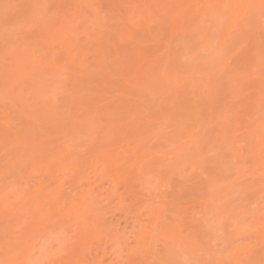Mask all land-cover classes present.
<instances>
[{
	"label": "snow or ice",
	"instance_id": "snow-or-ice-1",
	"mask_svg": "<svg viewBox=\"0 0 264 264\" xmlns=\"http://www.w3.org/2000/svg\"><path fill=\"white\" fill-rule=\"evenodd\" d=\"M102 14L105 23L98 28ZM0 24L5 110L28 105L26 121L12 115L6 124L3 149L5 179L21 192L24 204L50 212L58 211L61 201L65 207L75 205L80 192L71 187L54 191L51 183H41L56 167L64 169V176L73 166L84 168L79 156L90 151L96 167L114 160L118 169L131 163L135 171L136 157L144 150L141 173L152 163L165 184L178 175L199 193L187 205L146 203L141 215L149 217L150 225H138L132 233L109 228L98 210L87 208L55 234L24 236L20 227H6L0 264H57L25 257L37 251L44 255L57 245V250L75 249L81 224L101 241H110L119 257L114 264H136L131 257L160 233L162 219L170 226L167 238L147 264H264V0L117 4L107 9L91 3L0 0ZM21 51L30 55L29 62L18 55ZM242 51L248 55L241 59ZM62 55L71 59L62 60ZM257 72L259 98L254 101ZM85 76L100 85L98 92L73 91L71 86ZM30 82H48L49 87L41 92L30 88ZM37 95L42 104L33 98ZM132 126L148 135L126 151H106ZM53 131L60 143L47 151L42 138ZM146 190L159 196L158 185ZM6 199V212L19 203L11 201V194ZM196 224L201 225L198 232ZM33 239L29 252L26 241ZM80 251L83 258L74 264H95L91 247L85 243ZM214 253L218 258H203Z\"/></svg>",
	"mask_w": 264,
	"mask_h": 264
},
{
	"label": "rangeland",
	"instance_id": "rangeland-1",
	"mask_svg": "<svg viewBox=\"0 0 264 264\" xmlns=\"http://www.w3.org/2000/svg\"><path fill=\"white\" fill-rule=\"evenodd\" d=\"M124 4H140L138 0H124ZM21 3H49V4H65V5H75V4H85L91 3L96 5L104 6L105 9L109 5H117L120 4L118 0H76L75 3H71V0H19ZM192 3V2H190ZM217 3L216 0H210L208 4ZM105 23L103 14L97 18V27L103 26ZM95 33L93 34V38ZM86 40H89L88 37H85ZM91 41L89 40V43ZM60 48L54 49V51H60ZM22 52V51H21ZM3 26L0 24V116H4L6 122H10L11 116L14 115L16 120H24L21 117L20 111H24L28 107L26 104L23 108H15L13 105H9L12 109V112H6L5 104H4V89H3ZM247 51H242L239 54V57L242 59L247 56ZM71 59V55L61 56V59ZM253 88L255 91L254 101H257L259 98V74L257 72L254 80L252 81ZM32 83L30 82L29 87L33 88ZM49 87V83L45 82L42 84V91ZM73 91L76 94L81 93H91L98 92L100 89V85L97 84L96 81L90 80L87 76L82 77L79 83L71 86ZM34 99L41 100L39 95L34 96ZM40 98V99H39ZM42 104V103H41ZM27 120V116H26ZM25 120V121H26ZM22 137L24 132L21 133ZM59 133L53 131L51 136L43 137V147L47 151H51L54 149L56 145H59L60 141L58 139ZM119 135L123 138L120 143L109 145L106 151L112 153H120V151H126L129 149L130 145H133L137 142V140L142 136H147L148 133L142 127L132 126V130L130 128H125L123 131L119 133ZM152 141L149 140L150 144ZM4 146L0 145V204L10 203L6 199V194H11V201L15 202L19 200V203H15L14 205L9 207V210L6 212L5 207L4 210L0 213V237L4 236L6 227H20L21 235L28 236L31 235L33 237L36 236L39 232H50V233H58L59 230L65 227L68 223H73L78 217L77 208L78 204L81 200L84 199L85 194L88 191L91 192L92 200L89 202L87 209L98 210L99 214L105 218L108 222L109 228H117L119 233H132L133 231H138L136 226L144 225L148 223L149 217L147 215H141L143 211V206L146 203H151L153 201H159V204L162 208H170L173 203L177 206L187 205L193 202L199 193H194V190L191 187H188L181 180L180 176H176L171 179V182L168 184L164 183V179L161 177L159 168L155 167L152 163H148L145 165V172L143 174L142 179H139V175L136 174V171H132V165L129 163L122 169H118L117 163H110L108 167H105L103 163L100 164L99 167H96L95 161V152L90 151L87 155L79 156L80 161L85 164L84 168L73 166L72 170L69 172L67 176L61 175L63 172V168L56 167L53 171L47 174V179L41 183V187L51 183L52 189L54 191H60L61 188L67 191L69 187L73 189V191L80 192L82 195L75 205L71 202L67 204V206H63L64 202L61 201L60 205H57L56 208L59 209L48 212L46 207H36L29 202L28 204H24L22 199V194L18 191L14 186L10 184L8 180L5 179V160L3 154ZM67 150V149H65ZM142 154V156H141ZM74 155H79V152ZM145 151L142 150L140 154H138V158L144 157ZM147 156L151 158L152 152L151 150L147 151ZM71 160V159H70ZM138 163L140 161H137ZM137 164V163H136ZM128 173L127 176L132 177V188L126 189L122 185H118L116 187V192L109 196L108 200L104 198L107 195L105 191L108 187H114L112 184V175L119 173ZM126 173V174H127ZM146 174V176H145ZM254 178L256 180V197L259 196V177L260 172L258 167L255 169ZM57 176L60 178L57 179ZM151 178V179H150ZM144 179H150L149 184L147 183L142 189L137 187L140 181ZM159 186V196L156 195V192L153 191L150 195L147 192L148 187L155 188ZM141 190H139V189ZM145 188V189H144ZM90 189V190H89ZM218 195L226 194V193H217ZM120 195V196H118ZM117 196V197H116ZM112 197V198H111ZM118 197L121 198L122 202L119 204ZM135 197V198H134ZM137 197V198H136ZM46 196H42L40 198V204L43 205ZM68 200H71V197H68ZM137 202V203H136ZM133 203V204H131ZM122 204V208L119 205ZM126 206H130L126 207ZM117 207V208H116ZM124 207V208H123ZM129 210H127V209ZM135 215H140V221L136 222ZM170 215V213H169ZM15 217L11 224H9V218ZM162 219V218H161ZM163 220V219H162ZM22 226V227H21ZM201 226L198 224L195 225V230L198 232ZM1 239V238H0ZM78 243L73 248H64L62 250H57L60 248L57 245V249L51 250L49 253H46L48 259L55 260L57 264H74V262L78 259H82V253L80 248L83 244H87L91 247V255L90 258L95 262L101 260L102 264H114V261L118 260L119 257L117 254H114L112 248L108 245L110 241H101L95 234H90L86 231V226L81 224L79 232L77 234ZM156 240H152L149 238L148 243L144 246V251L137 253L131 257V259L136 261V264H147V261H150L154 258L157 244L160 247H163L164 242L161 240L157 243ZM35 240L26 241V244L30 245L34 243ZM4 245L5 240L0 241V258H4ZM39 245L37 244L36 247ZM127 249H125V253H127ZM54 253V254H53ZM129 258L125 255V259ZM204 259H215L218 258V254L214 253L211 256H204ZM259 259V253L255 257Z\"/></svg>",
	"mask_w": 264,
	"mask_h": 264
},
{
	"label": "bare ground",
	"instance_id": "bare-ground-1",
	"mask_svg": "<svg viewBox=\"0 0 264 264\" xmlns=\"http://www.w3.org/2000/svg\"><path fill=\"white\" fill-rule=\"evenodd\" d=\"M210 0H138V2L140 3V4H154V3H169V4H185V3H190V2H192V3H202V4H208V2H209ZM217 1V3H221V2H231V0H216ZM76 2V0H71V3H75ZM82 2H83V0H82ZM118 2L120 3V4H124V0H118ZM252 2H255V3H259V0H252ZM85 4H88V3H85ZM131 4H133V3H131ZM20 57H21V59L23 60V61H25V62H29L30 60H31V57H30V55L29 54H27V53H24L23 51L22 52H20L19 54H18ZM42 84H44V83H40V82H37L35 85H31L32 87H34L35 89H37V90H41V92H42ZM41 97V96H40ZM40 99V98H39ZM41 103H42V100H41ZM20 115H21V117L22 118H24V120H26V115L24 114V111H20ZM6 124H8V122H6L5 121V118H4V116H0V145L1 146H4V129H5V126H6ZM131 130H132V127H129ZM121 152V151H120ZM141 156H142V154H141ZM71 159V158H70ZM143 159V157H140V158H138V156L136 157V160L137 161H141ZM112 163H115V161L114 160H112L111 161ZM110 162V163H111ZM109 163V164H110ZM132 171H133V169H131ZM135 171H136V174L137 175H139V179H142V177H143V174H144V172H145V167H144V171H143V173H141L140 172V170H139V163L137 162V164H136V169H135ZM127 173V172H126ZM126 173H119V174H114V175H112V184H114V187H108L105 191L107 192V195H106V197L104 198L105 200H108L109 199V196H111V195H113L115 192H116V187L118 186V185H122L123 187H125L126 189H130V188H132V177H129V176H127L128 175V173L126 174ZM145 176H146V174H145ZM178 176V175H177ZM151 179V178H150ZM150 179H144V180H142V181H140V183L138 184V186L137 187H140L141 189L148 183L149 184V181H150ZM139 189V188H138ZM141 189H139V190H141ZM145 189V188H144ZM90 190V189H89ZM118 196H120V195H118ZM117 197V196H116ZM121 197V196H120ZM120 197H118L117 199L119 200L118 202H119V204L122 202L121 201V198ZM112 198V197H111ZM135 198V197H134ZM137 198V197H136ZM92 200V198H91V192L90 191H88V193L87 194H85V196H84V199L83 200H81V202L78 204V208H77V213L79 214L80 212H82L84 209H86L87 208V206L89 205V202ZM156 201V200H155ZM137 203V202H136ZM150 203V202H149ZM122 204H123V202H122ZM122 204L121 205H119L120 206V208H122L121 206H122ZM131 204H133V203H131ZM5 205H6V203H4L3 205L2 204H0V213H1V211H3L4 210V207H5ZM126 207H129L130 208V206H126ZM117 208V207H116ZM124 208V207H123ZM125 209H127V208H125ZM127 210H129V209H127ZM48 212H50L49 210L47 211V213ZM135 217V219H136V222H139L141 219H140V215H135L134 216ZM154 222V221H153ZM150 225V221H149V219H148V223L146 224V226H149ZM199 226H201L200 224H198ZM169 225H167V222L166 221H163L162 220V228H161V231H160V233L156 236V237H150V239H152V240H156L155 242H159L160 240H161V242H164L165 241V239L167 238L166 237V233H167V231H168V229H169ZM1 239H0V241L1 240H4V236H2V237H0ZM26 247L28 248V251L30 252L31 251V248H30V245H28V244H26ZM37 248H39V246L37 247ZM188 251H189V253L191 252V249H188ZM25 258H31V259H33V260H37V259H39V260H41V261H45V260H47L48 259V256L46 255V254H44V255H41L40 253H39V251H37V253H36V255L35 256H26ZM0 259H3V258H0ZM96 264H102V262H101V260H98V261H96Z\"/></svg>",
	"mask_w": 264,
	"mask_h": 264
}]
</instances>
